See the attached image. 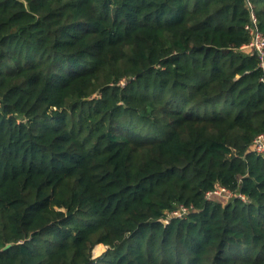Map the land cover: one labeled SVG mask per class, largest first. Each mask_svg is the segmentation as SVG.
<instances>
[{"label": "trees", "instance_id": "16d2710c", "mask_svg": "<svg viewBox=\"0 0 264 264\" xmlns=\"http://www.w3.org/2000/svg\"><path fill=\"white\" fill-rule=\"evenodd\" d=\"M248 22L246 0H0V264H264Z\"/></svg>", "mask_w": 264, "mask_h": 264}, {"label": "built area", "instance_id": "2783aa9c", "mask_svg": "<svg viewBox=\"0 0 264 264\" xmlns=\"http://www.w3.org/2000/svg\"><path fill=\"white\" fill-rule=\"evenodd\" d=\"M247 7L249 9V22L245 25V29L249 33L250 41L242 47H249L256 54L258 63L257 66L261 71L260 81L264 83V35L258 28L257 16L254 12L252 3L250 0H246ZM252 149L255 154L264 158V132L259 133L252 141ZM241 199L246 200V197L239 193L237 194ZM234 196L233 192L223 186H218L212 190L206 192L205 197L208 200L213 198L229 199ZM189 208L186 206H179V208L173 210L171 215L180 217L186 215Z\"/></svg>", "mask_w": 264, "mask_h": 264}, {"label": "rangeland", "instance_id": "374dc122", "mask_svg": "<svg viewBox=\"0 0 264 264\" xmlns=\"http://www.w3.org/2000/svg\"><path fill=\"white\" fill-rule=\"evenodd\" d=\"M105 250H106V247H104V250H103L100 254L96 255V254L94 253V257H98V256H100L103 252H105Z\"/></svg>", "mask_w": 264, "mask_h": 264}, {"label": "water", "instance_id": "95a60500", "mask_svg": "<svg viewBox=\"0 0 264 264\" xmlns=\"http://www.w3.org/2000/svg\"><path fill=\"white\" fill-rule=\"evenodd\" d=\"M163 222H166V220L162 219Z\"/></svg>", "mask_w": 264, "mask_h": 264}]
</instances>
